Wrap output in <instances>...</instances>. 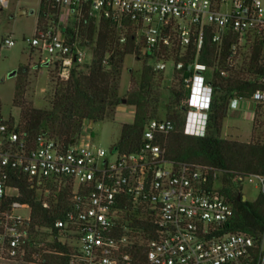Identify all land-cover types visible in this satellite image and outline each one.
Instances as JSON below:
<instances>
[{
  "label": "built area",
  "instance_id": "1",
  "mask_svg": "<svg viewBox=\"0 0 264 264\" xmlns=\"http://www.w3.org/2000/svg\"><path fill=\"white\" fill-rule=\"evenodd\" d=\"M44 1L58 6V22L49 21L29 43L60 58L65 78L83 54L68 43L63 26L84 13L110 19L122 42L132 34L155 71L188 88L186 134L205 133L217 83L240 76L256 88L250 96L233 90L228 110L253 104L264 140V0ZM9 4L0 0V10ZM4 42L15 44L12 38ZM93 122L84 121L70 146L46 134L31 143L18 122H0L1 258L26 260L30 242L31 205H5L8 196L20 194L19 186L9 184L15 175L37 191L72 192L71 211L56 222L71 264H264V232L255 237L227 229L234 208L223 192L224 171L168 159L160 140L176 129L173 119H150L144 144L128 153L97 144ZM246 179L264 195V173L233 180L241 187Z\"/></svg>",
  "mask_w": 264,
  "mask_h": 264
},
{
  "label": "trees",
  "instance_id": "2",
  "mask_svg": "<svg viewBox=\"0 0 264 264\" xmlns=\"http://www.w3.org/2000/svg\"><path fill=\"white\" fill-rule=\"evenodd\" d=\"M58 19V6L41 0L37 30L49 21L58 22ZM63 30L68 43L93 50L92 62L82 65L75 61L68 78L60 77L58 81H53L52 98L47 108H37L26 100L29 70L20 69L13 100L14 105L21 110L19 130L26 134L31 143H36L46 134L70 146L77 140L85 120H113L118 106L124 102L135 106V117L133 123L122 125L121 136L115 147L125 153L140 149L144 144L143 134L148 121L158 116L164 73L154 70L150 55L142 52L143 45L137 44L132 34L128 35L126 42H122V32L110 19H95L86 13L74 15L68 25L63 26ZM1 47L0 43V57ZM127 55H135L144 63L139 79L136 80L131 73L127 97L121 99V78ZM259 55L258 51L254 54L255 63ZM217 86L208 127L203 135L197 136L188 135L183 129L188 88L182 81H179L178 88H171L167 118L175 121L176 129L160 142L166 147L168 159L175 163L203 165L224 171L226 185L223 192L234 208L227 229L258 237L264 232V195L260 194L254 201L238 199L241 190L233 179L239 175L264 173V140L252 136L250 141H240L221 136L228 103L234 96L232 91L238 89L239 95L250 96L256 85L238 76L222 80ZM0 122H15L14 117L4 119L1 100ZM9 184L19 186L20 194L8 196L5 205L19 202L32 207L31 236L25 259L33 260L35 239L39 231L45 229L54 238L51 243L54 252L43 254L38 262L71 264L67 246L57 239L59 229L56 222L64 220L71 211L72 192L57 187L37 191L31 188L25 176L12 175Z\"/></svg>",
  "mask_w": 264,
  "mask_h": 264
},
{
  "label": "rangeland",
  "instance_id": "3",
  "mask_svg": "<svg viewBox=\"0 0 264 264\" xmlns=\"http://www.w3.org/2000/svg\"><path fill=\"white\" fill-rule=\"evenodd\" d=\"M40 4L41 0H10L9 6L2 11L0 10V43L2 45L0 57V100L2 102V114L5 120H9L11 117H14L15 122H19L20 120L21 110L13 103L20 69L23 71L29 70L25 98L37 108L49 107L54 86L53 81H58L60 77L65 78L63 76V67L60 58L52 57L47 52L42 53L34 49L29 43V40L37 32ZM23 9L28 11L26 15L20 14ZM7 38L14 39L15 44L11 47L5 45L4 41ZM80 48L83 54V60L80 63L82 65L91 63L93 50L90 47ZM143 63L144 61L142 59L138 60L135 55L126 56L121 78V99H126L127 97V92L131 86V73L136 80L139 79V73L142 70ZM15 71H17V74L12 75ZM178 83L179 81H171L163 76L157 118L162 119L168 117L167 106L170 102V89L178 88ZM253 109V104H250L246 110H227V117L224 121L221 136L240 141H250L252 136L255 139L263 140L262 128L255 123L252 116ZM135 110L134 105H128L122 102L118 106L116 116L113 120L93 122L92 127L95 142L106 149L115 147L121 136L122 125L125 123H133ZM239 189L249 201L256 200L262 194L259 184L247 179ZM9 193L14 194L15 191L9 190ZM20 212L28 215L30 211L29 209H22ZM53 239V236L49 235L48 231L41 229L36 237L39 245H37L33 252V260L11 262L0 257V263L40 264L38 259H41L43 254L53 253L52 251L54 249L51 245Z\"/></svg>",
  "mask_w": 264,
  "mask_h": 264
},
{
  "label": "water",
  "instance_id": "4",
  "mask_svg": "<svg viewBox=\"0 0 264 264\" xmlns=\"http://www.w3.org/2000/svg\"><path fill=\"white\" fill-rule=\"evenodd\" d=\"M27 13H28V11H27L26 9H23V10L20 12V14H25V15H26ZM16 74H17V71L13 72L12 75H16ZM115 148H116V147H115ZM238 199L246 200L247 197H246L242 192H240L239 195H238Z\"/></svg>",
  "mask_w": 264,
  "mask_h": 264
},
{
  "label": "crops",
  "instance_id": "5",
  "mask_svg": "<svg viewBox=\"0 0 264 264\" xmlns=\"http://www.w3.org/2000/svg\"><path fill=\"white\" fill-rule=\"evenodd\" d=\"M235 110V109H234ZM136 111V110H135Z\"/></svg>",
  "mask_w": 264,
  "mask_h": 264
}]
</instances>
